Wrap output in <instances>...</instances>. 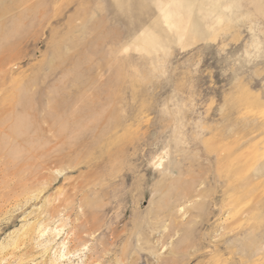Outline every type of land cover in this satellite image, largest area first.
<instances>
[{
    "label": "rangeland",
    "instance_id": "rangeland-1",
    "mask_svg": "<svg viewBox=\"0 0 264 264\" xmlns=\"http://www.w3.org/2000/svg\"><path fill=\"white\" fill-rule=\"evenodd\" d=\"M0 264H264V0H0Z\"/></svg>",
    "mask_w": 264,
    "mask_h": 264
}]
</instances>
